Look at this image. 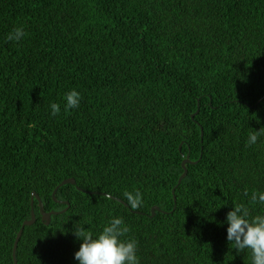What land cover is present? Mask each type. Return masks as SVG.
<instances>
[{"label": "trees", "instance_id": "16d2710c", "mask_svg": "<svg viewBox=\"0 0 264 264\" xmlns=\"http://www.w3.org/2000/svg\"><path fill=\"white\" fill-rule=\"evenodd\" d=\"M16 27L26 35L7 40ZM72 89L81 102L65 111ZM253 190L264 0H0V264H15L22 227L18 264H78L74 231L114 216L140 264H250L223 222L233 203L264 213Z\"/></svg>", "mask_w": 264, "mask_h": 264}, {"label": "clouds", "instance_id": "9594fccd", "mask_svg": "<svg viewBox=\"0 0 264 264\" xmlns=\"http://www.w3.org/2000/svg\"><path fill=\"white\" fill-rule=\"evenodd\" d=\"M25 35L22 27H16L7 34L6 39L18 42ZM64 100L66 101L63 106L65 111L78 108L81 94L72 89L65 94ZM50 110V114L56 116L61 111V105L51 103ZM259 133L260 129L250 133L245 141L246 145H255ZM245 195H248L247 189ZM123 196L131 209L143 206V194L140 191H125ZM105 198L110 196L106 195ZM250 199L252 202L264 205V191L253 190ZM223 223L227 224L226 239L234 245V249L238 253L250 250V264H264V213L253 216L244 204L233 203ZM129 231L128 225L119 216L112 217L95 235L91 231H85L83 227L77 228L74 236L81 243L74 253V259L78 264H140L137 241L126 237Z\"/></svg>", "mask_w": 264, "mask_h": 264}, {"label": "water", "instance_id": "95a60500", "mask_svg": "<svg viewBox=\"0 0 264 264\" xmlns=\"http://www.w3.org/2000/svg\"><path fill=\"white\" fill-rule=\"evenodd\" d=\"M203 130H202V135H203ZM190 160L189 159H186L184 162H183V165H185V163L186 162H189ZM186 173H187V169H186V167H185V172H184V174L182 175V177L183 176H185L186 175ZM68 183H72V184H76V180L74 179V178H68V179H65L57 188H56V191H55V194H54V196H55V198H56V192H57V190H58V188L61 186V185H64V184H68ZM79 189H82L81 187H78ZM84 190V189H83ZM34 195H36V193L34 192ZM37 197L39 198V200H40V211H41V214H42V216H43V220L45 221V222H47V223H49L50 221H51V217H52V215L53 214H57V211H52V212H47V211H45V209H44V205H43V202H42V200L40 199V197H39V195H37ZM34 198V197H33ZM156 209H159V207L158 206H155V207H153V214L155 213V210ZM64 211V210H63ZM35 220H36V215H35V212H32V216H31V219L30 220H26L25 222H24V224H32V223H34L35 222ZM22 231H23V227L20 229V231L18 232V234H17V239H16V241H15V245H14V251H13V254H14V260H15V264H18V260H17V257H16V249H17V242H18V240H19V238H20V236H21V234H22Z\"/></svg>", "mask_w": 264, "mask_h": 264}]
</instances>
